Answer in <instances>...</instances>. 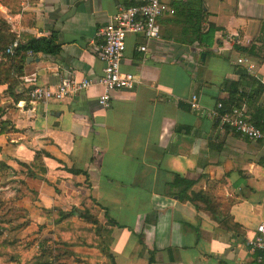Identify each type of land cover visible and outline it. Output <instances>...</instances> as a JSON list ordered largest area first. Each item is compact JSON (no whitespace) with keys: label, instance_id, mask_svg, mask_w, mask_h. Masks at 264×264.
<instances>
[{"label":"crops","instance_id":"1","mask_svg":"<svg viewBox=\"0 0 264 264\" xmlns=\"http://www.w3.org/2000/svg\"><path fill=\"white\" fill-rule=\"evenodd\" d=\"M141 1L23 0L21 14L14 16L0 5V17L20 41L54 38L59 47L56 56L28 58L23 89L101 78L99 30L119 9ZM189 2L158 21V40H126L121 71L138 83L115 92L107 109L98 105V86L46 104H16L0 86L2 119L12 124L0 136V160L12 169L10 179L30 190L24 209L34 222L44 221L43 210L79 213L83 198L96 199L116 223L109 245L115 264H259L260 254L246 240L264 222V142L219 128L208 111L228 98L222 89L239 80L236 70L246 69L238 60L252 64L247 73L264 86V0H199L201 33L209 26L218 30L210 49L196 40V4ZM250 47L253 57L239 50ZM241 84L244 92L254 91L251 81ZM192 96L199 110L191 109ZM258 105L264 106V94ZM251 106H243L250 122ZM36 152L47 154L45 181L28 178L20 166L31 165ZM177 177L192 183L189 193H207L211 206L227 217L225 224L181 203L172 186ZM72 222L84 225L77 216ZM99 222L106 224L104 211ZM74 252L80 264H106L98 250Z\"/></svg>","mask_w":264,"mask_h":264},{"label":"trees","instance_id":"2","mask_svg":"<svg viewBox=\"0 0 264 264\" xmlns=\"http://www.w3.org/2000/svg\"><path fill=\"white\" fill-rule=\"evenodd\" d=\"M23 0H0V5L5 7L11 15H19L22 12L21 3ZM196 4L193 8L194 16L197 20V24L191 22L193 33L198 43L206 49H210L214 45L215 33L218 31L214 26H209L205 33H201L203 30V23H201V10L199 1H191ZM187 3L188 5L191 3ZM178 9V7H177ZM176 10V5H175ZM177 11V10H176ZM197 15V16H196ZM17 36L12 32L9 23L0 17V86H6L5 94L18 104L22 101H29L27 90L23 89L22 79L24 77V66L28 58L37 54L56 56L59 53V47L56 45L54 38L38 40L29 39L25 42L21 41V44L14 50L13 56H6L5 51L16 40ZM241 52L246 53L250 57L254 56L255 48L250 47L248 49H239ZM209 55V52L206 51ZM5 59V60H3ZM239 80L237 82H226L222 91L228 94L226 100H222L223 113L228 112L232 107L241 108L247 106L251 108V105L255 106L253 116L251 118L252 123L264 132V107L258 105L261 96L264 94V86L257 83L254 78L250 77L246 69L239 68L236 70ZM251 81L255 86L254 91L244 92L239 87L242 86L241 81ZM5 116L1 104H0V136L4 135L12 124L9 121H5L2 118ZM14 130V128H12ZM1 153V149H0ZM47 156L44 152H36L34 161L31 165L27 166L20 164V166L26 171V176L30 179L44 180L45 168L43 165V157ZM12 169L6 164L5 161L0 160V181L7 178V174L11 173ZM71 173L75 175L83 174L77 170L72 169ZM172 186L178 189L177 197L181 203H191L197 210H203L210 214V216L219 224L224 225L226 216L218 214L217 211L211 206L212 199L205 192L189 193L192 183L186 182L177 177ZM7 187L10 191H13L14 196L4 199L3 191ZM16 187V188H14ZM23 192L19 196L20 192ZM30 190L27 188L26 183L20 180H11L4 184H0V207H3L6 203L18 202L24 199ZM81 207L83 212L76 213L74 210L65 213L60 209L54 208L52 210H43L42 216L50 219V224L53 227V233L57 238L54 243V248L47 245V241L43 242V246L40 247V251L32 256L29 260L22 262L21 255L17 251L14 241H8L2 238L4 230L2 227L6 224H10V220H4V217L8 212L21 211L16 208H8L0 211V261L6 264H68L67 261L72 260L73 264H80L77 261L79 255L73 250L75 248H87L95 249L102 253L106 258V264H115L113 257L109 254L110 245V228L116 226V223L110 220L104 208H102L98 201L92 197L83 198ZM106 219V224L103 226L99 222V215L103 213ZM77 216L84 225H77L72 222V217ZM225 221V222H224ZM47 242V243H46ZM56 247V248H55ZM63 249V250H62ZM24 261V260H23Z\"/></svg>","mask_w":264,"mask_h":264},{"label":"built area","instance_id":"3","mask_svg":"<svg viewBox=\"0 0 264 264\" xmlns=\"http://www.w3.org/2000/svg\"><path fill=\"white\" fill-rule=\"evenodd\" d=\"M188 1L190 0H168V2L165 0H142L139 5L119 9L108 25L99 30L97 34L100 43L96 45V51L104 65L103 76L96 81L72 82L67 80L51 88L35 86L27 94L30 102L43 104L51 101L60 102L71 94L85 91L91 86H98L102 89V93L98 97V105L104 109L109 108L112 95L115 92L132 90L138 83L133 74L121 71V63L126 51V40L130 36H140L147 44L158 40L160 38L158 21L164 17L174 16L176 14L174 6ZM7 20L11 22L12 18L7 17ZM20 44L21 41L17 37L7 48L5 55L13 56L14 50ZM146 49L144 45L139 50L146 52ZM237 63L246 64L248 72L254 69V66L246 59L238 60ZM190 106L193 110L200 109L195 96H192ZM208 115L219 128H227L230 132L252 142H264V132L250 122L243 107H232L228 112L223 113V105L218 102L214 109L208 111ZM246 243L252 252L260 254L258 263L264 264V222L257 225L255 235L248 238Z\"/></svg>","mask_w":264,"mask_h":264},{"label":"rangeland","instance_id":"4","mask_svg":"<svg viewBox=\"0 0 264 264\" xmlns=\"http://www.w3.org/2000/svg\"><path fill=\"white\" fill-rule=\"evenodd\" d=\"M0 16L2 15L0 14ZM10 178V176H7V178L2 179V181H0V184H4L8 181H11L12 179ZM8 188L11 187H7L6 190ZM3 193L4 199L6 200L14 196L13 191H10L9 189L8 191H3ZM22 193L23 192L21 191L19 194H17V196ZM10 207L20 209L21 211L8 212L6 214L4 220H10V224H6L2 227V229L4 230V232L2 233V238L11 242H15L16 247H18L17 251L19 252L21 257H23L22 262H25V260H29L32 256H35L40 251V247L44 245V241H47V245L54 248V243L57 241V238L53 233V227L50 224L51 220H48L47 218L42 216L43 211L41 213V218H43L44 221L39 220L34 222L33 219L35 217H32L28 213V211L24 209L26 205L23 204L22 199L18 202H13V204L10 202L6 203L5 205H3V207H0V211H4ZM38 222L44 223L39 225ZM67 262L68 264H73L72 260ZM0 264L6 263L0 261Z\"/></svg>","mask_w":264,"mask_h":264},{"label":"water","instance_id":"5","mask_svg":"<svg viewBox=\"0 0 264 264\" xmlns=\"http://www.w3.org/2000/svg\"><path fill=\"white\" fill-rule=\"evenodd\" d=\"M204 58H205V55L202 54V55H201V61H204Z\"/></svg>","mask_w":264,"mask_h":264}]
</instances>
